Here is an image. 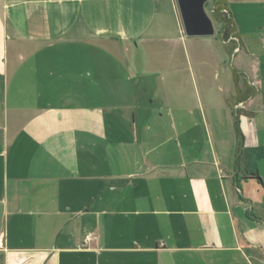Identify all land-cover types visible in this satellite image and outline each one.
Returning a JSON list of instances; mask_svg holds the SVG:
<instances>
[{"label":"crops","instance_id":"obj_1","mask_svg":"<svg viewBox=\"0 0 264 264\" xmlns=\"http://www.w3.org/2000/svg\"><path fill=\"white\" fill-rule=\"evenodd\" d=\"M226 4L208 80L174 0H0V264H264V0Z\"/></svg>","mask_w":264,"mask_h":264},{"label":"rangeland","instance_id":"obj_2","mask_svg":"<svg viewBox=\"0 0 264 264\" xmlns=\"http://www.w3.org/2000/svg\"><path fill=\"white\" fill-rule=\"evenodd\" d=\"M213 3H214V0H207L204 5V9H205L207 16L210 18L213 24L215 33L212 37H214L217 40V43H220L219 33L221 31V25L216 23L212 16ZM205 38H208V37L190 38L191 42H193L195 47H193L191 50L188 48V52L184 48L180 47L178 56H177V67L180 73L188 74L190 76L192 75L195 77L204 75L206 79L211 80L214 74L220 73V75H222L226 71H228L226 65L220 66L219 69L217 67L210 66L209 60L213 59L212 53H210L206 48L204 51V48L200 47L201 43L206 41L204 40ZM223 43L227 45V48L229 50H231L230 58L233 59V64H235L236 58L241 57V55L239 54L240 49H239V44L237 43V40L234 39V37L228 38V39L223 40ZM140 59L142 60L143 57H140ZM223 59H224V56H223ZM145 60H147V63L145 62ZM131 65H134V64L132 63L129 64V66ZM153 67H154V63L152 61V58L150 57V55H145V59H143V61H140L139 65L135 67L136 68L134 70L135 72H133L132 70L128 73L133 74V75L137 74L139 76H144L146 81L148 80L147 82H144L143 88H142L144 96H146L145 102H146L147 107L150 109L162 107L163 113H165L173 109L175 105V101L171 104L170 99H166L163 97L159 98L155 96L152 88L154 84L159 85V86L164 84L163 74H164L165 68L163 66H160V68L158 67L159 69L155 71L154 70L155 67L154 68ZM126 68L124 69L123 73L121 72L122 74H127ZM155 73H158V74H155ZM239 86L240 88H242V85H239ZM194 102H196V99H194ZM241 105H243V103Z\"/></svg>","mask_w":264,"mask_h":264},{"label":"water","instance_id":"obj_3","mask_svg":"<svg viewBox=\"0 0 264 264\" xmlns=\"http://www.w3.org/2000/svg\"><path fill=\"white\" fill-rule=\"evenodd\" d=\"M183 34L186 37H212L213 24L204 5L207 0H174Z\"/></svg>","mask_w":264,"mask_h":264},{"label":"trees","instance_id":"obj_4","mask_svg":"<svg viewBox=\"0 0 264 264\" xmlns=\"http://www.w3.org/2000/svg\"><path fill=\"white\" fill-rule=\"evenodd\" d=\"M212 16L214 21L221 25V31L219 33L220 40L223 41L228 38H237L238 42L239 39L236 34V29L234 25V21L228 12V7L226 4V0H214L213 9H212ZM240 51L242 48L239 46ZM227 53L230 55L231 50L227 49ZM233 80L237 82V72L236 70H232ZM237 93V100L241 101L244 100L245 95L241 94L238 90Z\"/></svg>","mask_w":264,"mask_h":264},{"label":"built area","instance_id":"obj_5","mask_svg":"<svg viewBox=\"0 0 264 264\" xmlns=\"http://www.w3.org/2000/svg\"><path fill=\"white\" fill-rule=\"evenodd\" d=\"M235 39V38H234ZM241 104H238V106H240Z\"/></svg>","mask_w":264,"mask_h":264}]
</instances>
